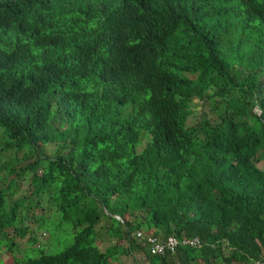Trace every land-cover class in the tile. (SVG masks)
Masks as SVG:
<instances>
[{"label":"trees","instance_id":"trees-1","mask_svg":"<svg viewBox=\"0 0 264 264\" xmlns=\"http://www.w3.org/2000/svg\"><path fill=\"white\" fill-rule=\"evenodd\" d=\"M0 132V244L72 233L8 264H264V0H0Z\"/></svg>","mask_w":264,"mask_h":264},{"label":"rangeland","instance_id":"rangeland-1","mask_svg":"<svg viewBox=\"0 0 264 264\" xmlns=\"http://www.w3.org/2000/svg\"><path fill=\"white\" fill-rule=\"evenodd\" d=\"M193 101L194 103L192 107L195 114H193V116L189 118V123H194L198 120V114L200 110V101L197 99H193ZM4 140L5 136L2 134V132H0V146H3ZM142 147L143 144L139 146L138 150H141ZM51 148L52 146H47L46 151L48 154H51ZM259 166L264 167V161L260 163ZM28 179L29 173H26L25 177L23 179H20V185L17 184V188L15 189V197L22 195V192L25 191L26 188L28 189ZM1 182L2 184L7 183L4 180H1ZM26 192L28 193V191ZM39 200L40 203L38 204V207H34L30 210H33L36 215L47 219L45 227L40 228L36 226L30 216L31 212L28 213V211L30 210H23L21 213L22 215H24V217L21 224L28 229V232L24 237H20L17 234H14L11 228L6 230L9 237L14 240L15 245L12 248V252L7 253L6 246L0 244V264H8L12 262L11 254L14 253L20 257L22 256L23 258L35 257L37 256V247L43 248L46 253L56 254L62 251L67 245L72 242V233L71 230L69 231L66 224L55 226V223H58L59 221V214L55 206L48 201L47 197L44 194L40 195ZM49 221H51L52 223H49ZM30 234H33V236H35L36 238V244L34 245L29 242ZM126 243L127 242L125 240H118L117 237L112 238V240L107 237H103V239L98 241V244L102 250H104L108 245H118V255L117 259L113 261L114 264H130L132 263L133 258H137L141 264L145 263V257L139 252H134L131 255L132 257L125 254L124 250L126 249Z\"/></svg>","mask_w":264,"mask_h":264},{"label":"built area","instance_id":"built-area-1","mask_svg":"<svg viewBox=\"0 0 264 264\" xmlns=\"http://www.w3.org/2000/svg\"><path fill=\"white\" fill-rule=\"evenodd\" d=\"M143 232L142 231H138L136 233V236L139 240L143 239ZM146 242L149 245V251L151 254L153 255H159V254H163L165 248H169L171 251L174 248V245H176L177 240L170 237L168 238L167 242L164 244L161 241H158L156 238L149 236L148 238L146 237Z\"/></svg>","mask_w":264,"mask_h":264},{"label":"clouds","instance_id":"clouds-1","mask_svg":"<svg viewBox=\"0 0 264 264\" xmlns=\"http://www.w3.org/2000/svg\"><path fill=\"white\" fill-rule=\"evenodd\" d=\"M204 29L206 31H210L209 27L207 25L204 26ZM254 112L257 114V115H260V110L258 108H255L254 109ZM116 218H119L118 216H115Z\"/></svg>","mask_w":264,"mask_h":264}]
</instances>
